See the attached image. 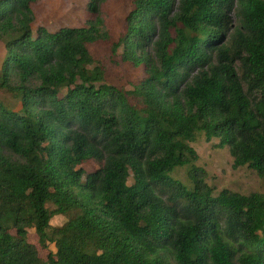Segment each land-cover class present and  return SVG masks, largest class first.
Masks as SVG:
<instances>
[{
	"label": "trees",
	"instance_id": "1",
	"mask_svg": "<svg viewBox=\"0 0 264 264\" xmlns=\"http://www.w3.org/2000/svg\"><path fill=\"white\" fill-rule=\"evenodd\" d=\"M38 1L0 0L20 103L0 102V264H264V193H216L191 146L216 139L264 183V0H133L110 45L144 74L127 92L94 66L107 33L33 30Z\"/></svg>",
	"mask_w": 264,
	"mask_h": 264
},
{
	"label": "rangeland",
	"instance_id": "2",
	"mask_svg": "<svg viewBox=\"0 0 264 264\" xmlns=\"http://www.w3.org/2000/svg\"><path fill=\"white\" fill-rule=\"evenodd\" d=\"M91 0H39L32 6L33 22L31 28L35 30L42 27L54 32L61 27H82L88 21L97 23L109 36L108 41L98 43L90 47V53L96 65L103 69V81L114 85L123 91L133 89L132 81H137L144 76L142 69H129L127 66L116 65L114 58L111 59L110 45L115 41L124 27V19L132 10L133 0H104L97 4V12L90 13L87 10ZM235 24L236 21L232 19ZM150 53V49L147 50ZM5 50L0 42V71L4 60ZM130 98V97H129ZM131 102L136 103L132 98ZM0 102L12 111L20 109V103L4 90H0ZM216 139L206 142L202 134H197L195 141L191 144L196 152L197 161L193 163L201 168L206 175V182L213 187L215 192L227 189L241 195L250 193H264V183L256 174L247 167L233 168L232 158L227 148H215ZM89 173L96 169V165L82 164L79 166ZM174 176L182 182L186 181L185 170H179ZM65 221L63 216H54L50 225L60 227ZM27 239L39 249V256L45 259L48 252L55 253L53 244L41 249L37 244V238L33 230H28Z\"/></svg>",
	"mask_w": 264,
	"mask_h": 264
}]
</instances>
